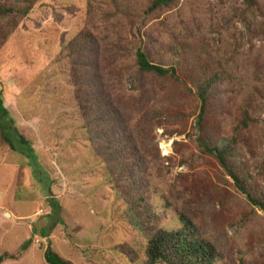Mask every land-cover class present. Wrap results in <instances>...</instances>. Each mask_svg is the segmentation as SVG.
I'll use <instances>...</instances> for the list:
<instances>
[{"label": "rangeland", "instance_id": "374dc122", "mask_svg": "<svg viewBox=\"0 0 264 264\" xmlns=\"http://www.w3.org/2000/svg\"><path fill=\"white\" fill-rule=\"evenodd\" d=\"M83 1L40 0L0 44V100L16 127L8 131L14 150L0 135L2 264H47V247L73 264H146L147 228L140 231L131 221L106 176L102 156L117 141L116 147L134 145L131 155L147 161L146 180L131 165L115 186L149 182L153 193L141 206L156 214L150 230H176L186 208L198 217L200 233L218 244L222 259L213 264H264V213L250 207L217 162L201 152L195 127L200 103L188 88L150 77L133 85L126 76L125 100L143 107L137 118L131 120L129 111L123 121L113 117L101 87L93 89L98 101L84 110L88 90L71 85L83 59L60 48L63 36L86 25ZM259 1L249 8L244 0H177L147 14L148 0H122L127 13L109 22L93 17L87 25L101 36L110 32L123 46L142 40L159 51L167 43L182 44L220 61L232 83L213 91L205 128L219 142L232 136L243 97L264 82ZM113 54L123 60L122 51ZM18 131L29 143L21 142ZM263 134L261 124L241 132L239 156L253 172L264 168ZM256 173L264 188V174Z\"/></svg>", "mask_w": 264, "mask_h": 264}, {"label": "trees", "instance_id": "16d2710c", "mask_svg": "<svg viewBox=\"0 0 264 264\" xmlns=\"http://www.w3.org/2000/svg\"><path fill=\"white\" fill-rule=\"evenodd\" d=\"M39 1L0 0V44L5 41L7 35L17 25L18 20L26 17ZM244 1L246 7H259V0ZM176 3L177 0H148L146 11L147 14H153L170 9ZM82 5H87L85 27L76 35L66 39L63 36L60 48L61 52L66 50L68 56L78 53L80 59H83V62L79 63L80 68L73 70L71 85L88 90L89 94L85 102L86 106H83L84 110L88 112L94 102L98 101L94 98L96 95H94L93 89L101 87V92L105 95V101L112 111L113 117H119L123 121L127 111H129L127 115L131 120L138 117L143 107L133 104L135 100H125L127 93L125 92L124 79L126 76L131 79L133 85L134 82H139L145 77L171 79L182 84L200 103V113L197 116L195 127L197 130L196 141L201 152L217 162L224 176L229 178L226 181L247 198L246 202L250 207H257L264 213V188L258 186L259 181L256 173L257 171L264 174V168H258L253 172L252 170L255 169L251 170L248 162L239 156L241 132L253 127L257 128L260 124L264 126V117L262 116L264 113L260 111L264 106V82H260L252 92L243 97L241 105L237 108L238 115L234 119L232 136L229 139L214 142L205 132L207 109L213 100V91L220 85L226 86L232 83L224 65L220 61L202 58L197 50L182 44L180 46L167 43L159 51H152V47H149L150 44L147 42L146 46L142 40L132 46H129L128 43L123 46L121 41H114L115 36L110 32L101 36L96 27H93L95 32L87 25L93 17L102 15L109 22L119 14L127 13L122 7V0H84ZM116 49L123 52L121 62H118L113 54ZM91 61L94 62L91 64ZM84 118L86 120L87 116ZM12 123L13 120L8 117V111L0 100V135L7 146L14 150V141L8 134V131L16 128ZM17 135L21 137L22 143H29L21 132L18 131ZM117 142L108 149V153L104 152L102 156L107 166L106 176L109 183L126 203L131 221L136 223L140 231L144 232V229L147 228L146 264H213L216 260H221L222 254L219 252L218 244L200 233L196 224L198 217L181 205L184 211L180 214L182 225L179 228L176 230L149 229H153L152 221L156 214L151 212L150 207L146 210L141 206L142 203L146 204V200L148 202L153 193L149 182L138 185L129 181L123 190L117 189L115 186L116 179L124 173L126 174L131 165H134L139 177L146 180L149 176L147 161L136 157L137 151L134 153L136 156L131 155L132 150H137L134 145L132 148L128 146L116 147ZM123 162L129 164L126 165ZM138 186L139 188L145 187V189L136 195L134 191ZM48 233L47 228L41 229L42 237H46ZM4 259L5 255H0V264ZM44 259L47 264H73L72 261L60 256L51 247L46 248Z\"/></svg>", "mask_w": 264, "mask_h": 264}, {"label": "water", "instance_id": "95a60500", "mask_svg": "<svg viewBox=\"0 0 264 264\" xmlns=\"http://www.w3.org/2000/svg\"><path fill=\"white\" fill-rule=\"evenodd\" d=\"M32 241V239H30Z\"/></svg>", "mask_w": 264, "mask_h": 264}]
</instances>
